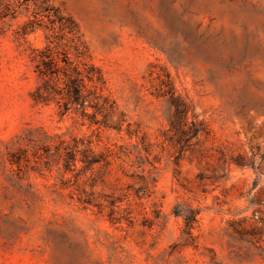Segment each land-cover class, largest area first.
<instances>
[{
  "label": "rangeland",
  "instance_id": "obj_1",
  "mask_svg": "<svg viewBox=\"0 0 264 264\" xmlns=\"http://www.w3.org/2000/svg\"><path fill=\"white\" fill-rule=\"evenodd\" d=\"M0 264H264V0H0Z\"/></svg>",
  "mask_w": 264,
  "mask_h": 264
},
{
  "label": "trees",
  "instance_id": "obj_2",
  "mask_svg": "<svg viewBox=\"0 0 264 264\" xmlns=\"http://www.w3.org/2000/svg\"><path fill=\"white\" fill-rule=\"evenodd\" d=\"M51 53L47 46L37 55L35 72L42 83L32 94L33 101L46 104L59 97L61 100L56 103L62 108L61 115L72 111L82 120L97 124L96 115L101 108L95 84L102 81L97 69L90 65L82 72L72 65L64 53L58 60ZM88 109H92V112L89 113Z\"/></svg>",
  "mask_w": 264,
  "mask_h": 264
}]
</instances>
